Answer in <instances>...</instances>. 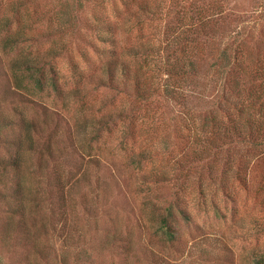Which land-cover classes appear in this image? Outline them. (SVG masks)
<instances>
[{
  "label": "rangeland",
  "instance_id": "1",
  "mask_svg": "<svg viewBox=\"0 0 264 264\" xmlns=\"http://www.w3.org/2000/svg\"><path fill=\"white\" fill-rule=\"evenodd\" d=\"M116 1L0 0V264H264V0Z\"/></svg>",
  "mask_w": 264,
  "mask_h": 264
},
{
  "label": "trees",
  "instance_id": "2",
  "mask_svg": "<svg viewBox=\"0 0 264 264\" xmlns=\"http://www.w3.org/2000/svg\"><path fill=\"white\" fill-rule=\"evenodd\" d=\"M133 0H117L116 2V5L113 6V12L114 14L117 16V17H120L123 13L124 14H127L131 11V8L133 6V3H132ZM143 6L142 4H139L138 6H136L137 10H139L138 12H141L144 14V16H148L150 15L151 17L154 18V14L157 13L154 9H145V10H142L143 9ZM143 19L142 18L141 20L137 21L135 24L136 25H139L141 22H143ZM98 20L100 21V18H98ZM153 46H150L148 45V50H144L141 54H145V55H152L153 52L155 51L154 48H151ZM147 49V48H146ZM158 49V48H157ZM139 54V52H138ZM137 54V55H138ZM220 60V65L219 66V69L223 72V74H230L237 66H238V58L236 56V52H235V49H232L229 53H223V56L218 59ZM144 61V59H142L138 64L139 66H142V62ZM152 62H150L149 64H151ZM192 63V61L190 62ZM129 63H125V62H120V69H119V72H120V77L124 78L126 72H127V66H128ZM182 73V72H181ZM138 73H137V76H134L131 78V80L134 81V84H136V89H138V86L141 85V81L138 77ZM170 76H167L166 77V81L169 79ZM127 79V78H126ZM161 81V79H160ZM164 80V82H166ZM37 82L38 84H40V80L37 79ZM150 84H154V82H152L151 80V77H150V81H149ZM161 84V83H160ZM163 85V84H162ZM161 85V87H162ZM152 88V87H151ZM150 91V90H149ZM172 207H168L166 212L164 214L160 213V211H156L152 214V218L154 219V223H155V227H156V231L157 233L160 234L162 240H166V241H174L175 240V236H174V233L176 232L174 227L172 226V223L169 222V219L172 217L173 213H172ZM262 261V257H259L257 260H256V264H260Z\"/></svg>",
  "mask_w": 264,
  "mask_h": 264
}]
</instances>
